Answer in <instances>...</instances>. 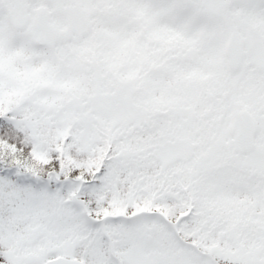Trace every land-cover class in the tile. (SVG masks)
<instances>
[{
    "label": "snow or ice",
    "instance_id": "snow-or-ice-1",
    "mask_svg": "<svg viewBox=\"0 0 264 264\" xmlns=\"http://www.w3.org/2000/svg\"><path fill=\"white\" fill-rule=\"evenodd\" d=\"M0 264H264V0H0Z\"/></svg>",
    "mask_w": 264,
    "mask_h": 264
}]
</instances>
